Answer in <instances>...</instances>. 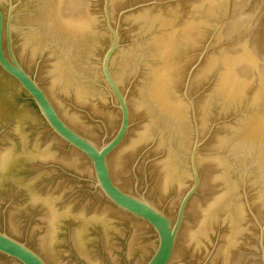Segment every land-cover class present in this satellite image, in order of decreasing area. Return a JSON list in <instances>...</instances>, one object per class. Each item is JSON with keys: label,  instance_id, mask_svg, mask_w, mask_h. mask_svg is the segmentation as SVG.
Here are the masks:
<instances>
[{"label": "water", "instance_id": "obj_1", "mask_svg": "<svg viewBox=\"0 0 264 264\" xmlns=\"http://www.w3.org/2000/svg\"><path fill=\"white\" fill-rule=\"evenodd\" d=\"M264 0H0V264H264Z\"/></svg>", "mask_w": 264, "mask_h": 264}, {"label": "rangeland", "instance_id": "obj_2", "mask_svg": "<svg viewBox=\"0 0 264 264\" xmlns=\"http://www.w3.org/2000/svg\"><path fill=\"white\" fill-rule=\"evenodd\" d=\"M256 41L258 49L264 47V10L260 15L256 29Z\"/></svg>", "mask_w": 264, "mask_h": 264}]
</instances>
